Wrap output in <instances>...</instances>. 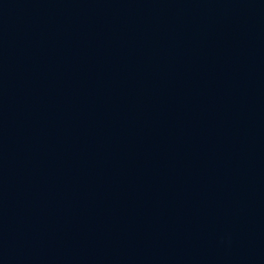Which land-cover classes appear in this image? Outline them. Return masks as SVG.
Returning a JSON list of instances; mask_svg holds the SVG:
<instances>
[{
    "label": "water",
    "instance_id": "water-1",
    "mask_svg": "<svg viewBox=\"0 0 264 264\" xmlns=\"http://www.w3.org/2000/svg\"><path fill=\"white\" fill-rule=\"evenodd\" d=\"M0 264H264V0H0Z\"/></svg>",
    "mask_w": 264,
    "mask_h": 264
}]
</instances>
